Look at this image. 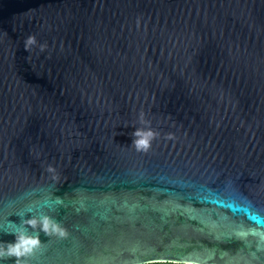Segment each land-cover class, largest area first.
Masks as SVG:
<instances>
[{"label":"water","instance_id":"water-1","mask_svg":"<svg viewBox=\"0 0 264 264\" xmlns=\"http://www.w3.org/2000/svg\"><path fill=\"white\" fill-rule=\"evenodd\" d=\"M20 231V264H264V0H0V247Z\"/></svg>","mask_w":264,"mask_h":264},{"label":"clouds","instance_id":"clouds-1","mask_svg":"<svg viewBox=\"0 0 264 264\" xmlns=\"http://www.w3.org/2000/svg\"><path fill=\"white\" fill-rule=\"evenodd\" d=\"M36 43L34 36H29L25 42L26 50ZM44 45H41L43 50ZM133 135L136 137L134 144L138 149L146 150L150 146V139L154 136V133L149 129L147 131L137 129ZM25 223L32 228L39 225L40 230L46 235L57 234L59 236H65L66 230L60 226L58 222L45 215L37 219L36 217L28 218ZM14 241L6 242V248L0 247V258L3 257H15L17 258V264H20V258L30 255L41 244L39 234L29 235L25 231L13 233Z\"/></svg>","mask_w":264,"mask_h":264},{"label":"trees","instance_id":"trees-1","mask_svg":"<svg viewBox=\"0 0 264 264\" xmlns=\"http://www.w3.org/2000/svg\"><path fill=\"white\" fill-rule=\"evenodd\" d=\"M143 264H184V263H172V262H150V263H143Z\"/></svg>","mask_w":264,"mask_h":264}]
</instances>
